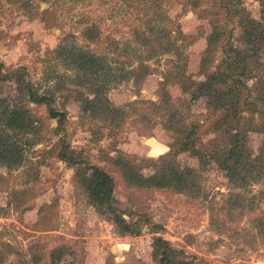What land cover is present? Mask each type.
<instances>
[{
	"label": "rangeland",
	"instance_id": "1",
	"mask_svg": "<svg viewBox=\"0 0 264 264\" xmlns=\"http://www.w3.org/2000/svg\"><path fill=\"white\" fill-rule=\"evenodd\" d=\"M193 1L0 0L3 75L17 70L40 94L55 93L47 96L49 106L31 104L15 76L0 81V98L40 121L23 140L29 144L22 166L7 171L0 165L1 264H50L61 248L58 264H158L157 238L193 264H264V119L250 112L254 105L264 110L257 87L264 80V46L250 66L252 77H243L250 104L237 116L250 126L251 160L260 158L254 172L242 174L244 182L229 181L208 159L228 146L230 134L213 132L208 100L191 96V84L214 73L228 47L247 49L240 22L247 15L260 21L261 6L258 0H199L192 7ZM213 25L225 34L206 55ZM91 27L95 40L84 38ZM70 47L104 58L113 77L69 67L58 54ZM95 89L110 105L94 115L82 109ZM49 108L61 116L51 118ZM189 124L197 129V154L178 152L176 130ZM64 147L85 167L60 160ZM120 157L145 177L168 162L190 169L193 185L131 187L114 163ZM91 164L113 178L118 214L137 234L122 236L111 215L87 202L80 180Z\"/></svg>",
	"mask_w": 264,
	"mask_h": 264
},
{
	"label": "trees",
	"instance_id": "2",
	"mask_svg": "<svg viewBox=\"0 0 264 264\" xmlns=\"http://www.w3.org/2000/svg\"><path fill=\"white\" fill-rule=\"evenodd\" d=\"M42 1L46 2L47 0ZM198 2L199 0H194L192 7L199 6ZM258 2L261 6L260 21L247 15L240 22L242 42L247 49L241 51L232 46L228 47L224 52L225 59L222 60L218 69L208 75L205 81L191 84V87H194L191 94L192 98L205 97L208 100V107L212 111L211 114L216 116L211 123L213 132L225 131L230 134L228 146L222 147L218 152L209 155L208 159L210 161L215 160L222 170L227 172V177L231 182L237 180L244 182L245 177L240 178L242 174L254 172L258 168L256 167L257 161H260V158L251 160L250 150L246 146L250 126L240 124L237 117L250 104L248 101L250 92L249 90L247 91L243 77H252L253 71L250 66L255 63L258 52L264 46V0H258ZM233 13L237 14V11ZM83 34L84 38L89 40H95L98 37V32L96 33L92 27L85 29ZM224 34L225 29L213 25L208 37L206 55L222 40ZM231 34L232 30L228 31L229 37ZM58 55L65 58L69 67L76 69L84 76L95 77L104 74L109 78L113 77L110 74L111 68L107 65L106 60L93 55L89 51L70 47L62 49ZM3 71L4 65L0 62V81L7 78L12 79L15 76V80L19 84V90L26 93L27 102L49 106L52 98L41 95L39 90H34L33 86L29 82L26 83L19 72H16L17 70L11 71L5 76ZM129 74L131 72H126V77ZM257 87L260 95H262L261 98L264 100V80H259ZM93 94V99L84 100L82 111H91L94 115L99 112H107L106 108L110 105L108 99L103 98V95H100V91L96 89ZM239 107L241 110H239ZM250 112L258 113L264 119V110L258 109L256 105ZM49 114L51 118L55 119L61 116L60 113L52 108H49ZM38 122L40 121L36 120L25 106L15 105L10 107L5 100L0 98V165L7 171L18 168L24 163L25 146L29 143L23 140L29 133H36L35 129ZM196 130V127L191 124L181 125L177 128L176 133L181 136L178 152L199 153L195 147L197 141L195 139ZM260 130L264 131L263 129ZM74 154L72 151L68 152L67 148L64 147L61 148L57 157L67 162L71 167H85L81 157ZM114 163L118 166L117 168L120 170L125 183L131 187H165L182 191L183 188L193 185L191 184L192 180H190L192 171L190 169L186 171L180 170L175 165L171 166V162L165 164L154 175L149 177L143 176L139 170L132 167L128 159L120 157L114 160ZM87 167L85 175L81 176L78 173L81 176L80 185L87 202L100 215H111L114 218L115 226L120 230L122 236L137 234L122 215L118 214L119 207H117L113 196L115 187L113 178L99 166L91 164ZM62 252V248L53 251L50 264H58L61 261ZM180 252L163 238H157L153 243V255L158 257V259L156 258L158 264H193L189 259H177L176 256H179Z\"/></svg>",
	"mask_w": 264,
	"mask_h": 264
},
{
	"label": "water",
	"instance_id": "3",
	"mask_svg": "<svg viewBox=\"0 0 264 264\" xmlns=\"http://www.w3.org/2000/svg\"><path fill=\"white\" fill-rule=\"evenodd\" d=\"M43 96H48V95H51L53 96L55 93L53 91H51V89H45L42 91L41 93Z\"/></svg>",
	"mask_w": 264,
	"mask_h": 264
}]
</instances>
